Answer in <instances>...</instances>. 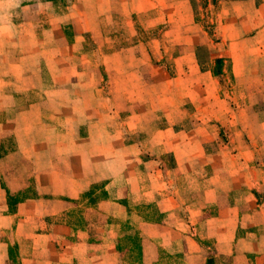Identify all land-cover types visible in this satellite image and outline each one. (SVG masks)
<instances>
[{
    "label": "rangeland",
    "instance_id": "1",
    "mask_svg": "<svg viewBox=\"0 0 264 264\" xmlns=\"http://www.w3.org/2000/svg\"><path fill=\"white\" fill-rule=\"evenodd\" d=\"M12 1L14 2L9 3L8 0H0V21L8 20L11 16L15 23L27 16L37 17L40 21L55 18L51 16L54 7H50L47 14L42 16L40 12L26 13L19 6L22 2L21 5L30 3L37 11L40 10L42 0ZM234 1L59 0L56 7L61 8L63 13L57 18L63 20V35L67 39L73 38L72 21L80 19L78 30L90 26V30L79 33L81 49L79 53L73 51L75 54L71 57V63L75 61L80 65L81 71L87 72L79 78L82 83L88 82L90 71H96L98 122L110 118L111 112L104 108V104L117 106L119 112L120 106H125L120 91L116 94L119 98L111 101L106 93L110 86L108 81L112 77L109 71H105L103 64L105 56L110 53V49L106 48V38L120 39L125 52H147L150 56L148 61H128L130 70L142 69L136 74L137 77L129 73L128 82L130 85L134 84L138 78L141 79L142 73L147 83L145 88L155 87L152 92L142 94L144 99L130 102L126 109L128 112L141 110L148 122L155 123L147 133H128L130 139L128 142L125 140L123 145L118 137L112 136L109 140L84 141L80 147L88 150L90 143L99 145L101 142L110 150L113 148L110 164L113 178L116 176L115 172L125 168V165L130 167L131 172L132 168L138 170V167L145 166L138 163L136 156L143 153L141 158L148 161V168L156 165L164 168L161 178L149 183L154 197L168 194L179 196L180 200L166 202L159 208L157 202L147 200L149 197L144 196L142 199L140 191H129L130 189L122 187L125 180L119 179V176L113 184H108L104 177H100L91 182L98 183L96 193L100 194L94 203L90 202L88 195L82 196L81 192L76 198H65L66 209L63 208L64 205L60 207L50 203L44 207L43 214L39 211L38 214L25 216L19 210L21 214L16 217L15 224L2 233L1 239H6L2 248L5 252L8 249V254L5 253L2 257L3 263L28 264L30 259H34L44 260L46 264H206L210 257L212 264H264V56L258 66L253 65L252 76L235 78L232 74V59L236 55H243L249 49L242 41L239 43L241 39L254 36L264 45V22H251L252 26L257 24L259 27L242 28L238 19L243 14L240 16L234 12ZM134 6L142 10L137 12L133 9ZM235 18L237 23L234 27ZM100 39L102 45H98ZM202 45L207 46L208 51L199 54L198 59L197 48ZM262 45L259 48L264 50ZM1 49L0 44V52ZM189 52L194 54L202 70L209 71V100L217 98L221 112L217 116V126L212 125L215 121L209 122L207 136L210 141L205 143L208 156L193 157L191 167L200 173L193 172L186 182H181L176 180L174 173L176 162L173 153H161L166 146L161 144L160 148L157 147L156 152H152L155 158L150 161L149 154L152 130L166 123L163 109L168 106V93H156L157 85L168 79L167 73H174L176 59ZM256 55L257 53H253L254 57ZM1 57L0 53V59ZM215 57L222 58L217 74L214 73ZM182 60L187 61L184 57ZM180 62L181 60L178 61ZM30 63L34 65L33 62ZM1 64L6 63L0 60V72L24 73V66L17 67L14 71L8 68L3 70ZM37 71L39 70L26 72L22 80L17 81L18 87L32 88L48 84V76L42 72L36 75ZM68 72L65 70V76ZM197 76L194 74L192 80L197 79ZM7 79L9 77L4 78V84L0 85L4 91L0 95V109L10 101L16 102L12 95L6 93L10 88L7 86ZM76 83L73 79L63 85L71 87ZM113 84V89H120V80ZM137 96L130 94V99ZM106 98L108 101H105ZM185 100L188 98L181 99L179 95L177 108L172 110L176 127L189 128L200 123L195 107ZM55 105L54 100L49 101V106L54 108ZM46 106L49 113H53V109ZM36 111L37 109H33V119ZM113 111L115 113L116 110L113 108ZM7 112L9 114V110ZM119 122L120 117L113 118L108 121V126L118 128ZM94 125L98 127L94 128L96 133L102 124L100 122ZM38 127L34 125L33 130L37 131ZM13 130V127L7 125L2 132L4 137L0 138V142L3 150L14 148L10 139ZM86 130V127H80L81 133ZM2 151L0 159L4 156ZM190 151L195 154L198 152L197 147ZM52 152H56L53 147ZM158 153L161 154L157 155ZM13 161L22 166L23 160L17 155H13ZM135 164L139 165L134 167ZM103 166L108 168L106 164L95 165L99 171ZM206 180H209L207 184L203 183ZM180 184H187L189 187L184 189ZM215 185H219L216 186L215 193L207 190ZM192 188L195 189L191 190ZM184 192L186 193L183 194ZM32 194V188L22 189L12 195V198L17 196L18 199ZM73 211H78L85 218L84 221L75 222ZM238 215L244 217L237 221ZM241 224L244 227H239ZM133 234H138L141 239L140 263L123 260L126 251L134 249L128 239L126 240V236ZM226 248L227 251L222 252Z\"/></svg>",
    "mask_w": 264,
    "mask_h": 264
},
{
    "label": "crops",
    "instance_id": "2",
    "mask_svg": "<svg viewBox=\"0 0 264 264\" xmlns=\"http://www.w3.org/2000/svg\"><path fill=\"white\" fill-rule=\"evenodd\" d=\"M8 1L9 3L14 2L12 0ZM22 3L19 6L26 13H29V11L40 12L42 16L48 12L50 7H54L51 16H55L56 19H41L40 21L37 17L27 16L15 23L11 16L8 20L0 21V44L2 45L0 60L6 63V65L1 64V67L3 70L8 68L15 71L17 67L24 66V70H22L24 73L0 72V85L4 84V78L9 77L7 86H10V88L6 93L12 95L16 100V102L10 101L7 105H2L3 109H0V138L4 137L2 132L5 131L7 125L14 128L12 138H10L14 148L3 150L0 142V151L3 150L4 155L0 159V264H5V262H2L4 260H2V257L5 253L8 254V249L6 248L5 252L2 248L6 244L4 241L6 239H1L2 233L4 230L11 229L18 215L24 212L25 216H29L38 214L39 211L43 214L44 207L50 203L60 207L64 205L63 208L66 209V197L76 198L79 193L90 187L93 180L100 179V177H104L108 184H113L119 176V179L125 180L123 182L125 185H121L122 187L128 188L127 190L130 189L129 191L135 189L140 191L142 199L144 196L149 197L147 200L157 202L159 208L166 202L180 200L179 196H175V198L173 195L168 194H164L162 197H154L155 195L152 193L149 183L158 181L164 173V168L163 166H159V168L158 165L148 168V161L141 158L143 153L136 156L138 157V163H143L145 166L138 167V170L132 168L131 172L130 167L125 165V168L115 172L116 176L113 178L112 168H110L113 148L110 150L107 145H102L101 142L99 145L98 143H90L91 146L88 150L80 147L84 141L109 140L112 139V136L118 137L121 140L120 144L123 145L125 140L128 142L130 139L128 133H136L137 135L147 133L150 127L155 125L154 122H148L144 118L143 111L128 112L126 110L130 102L144 99L142 94L155 90V87L145 88L147 83L142 73L140 75L141 79L138 78V81L134 84L130 85L128 82L129 73L137 77L136 74H139L142 70L141 68L130 70L128 61L135 63L148 61L150 60L149 54L147 52L140 53L138 50L130 52V54L125 52L124 44L120 39L106 38V48L110 49V53L105 56L103 64L105 65V71L112 74L108 81L110 86H108L106 93L111 101L119 98L116 94L120 91L122 102L126 107L122 108L120 106L121 110L119 112L116 109L117 106L104 104V108L111 112L110 118L98 122L99 107L96 106L98 80L96 71H94L95 69L90 71L88 82L82 83L79 78L86 75L87 72L81 71L80 65L75 61L71 63L74 52L79 53L81 49L82 40L79 33L83 30H90V26L78 30L80 19L76 22L71 20L72 29L74 30L73 38L67 39L63 35V20L57 18L63 13L61 8L56 7L59 0H42L40 10L37 11L34 10L33 4L24 3L21 5ZM233 8L234 12H237L240 16L243 14L238 19L242 28L259 27L257 24L252 26L251 22H264V0H235ZM133 9L137 12L142 10L141 8L138 9L137 6H134ZM236 23L237 18L234 19V27ZM95 24L98 26L97 23ZM95 41L98 43L97 38H95ZM99 41L100 44L98 45H102L101 39ZM241 41L243 45H248L249 49L248 52L244 51L243 55H236L232 59V74L235 78L252 76L253 65L258 66L260 59L264 56V50L259 48L262 43L257 37H244L239 43ZM3 46H7V48H3ZM254 46L255 48H253ZM67 50H70L69 53L66 52ZM253 53H257L256 57L253 56ZM182 57L186 58L187 61L184 62ZM180 60L181 62L178 63ZM30 62H33L34 65L32 66ZM256 66L255 68H257ZM35 70H39L36 75L42 72L48 76L49 83L32 88L27 86L18 87L17 81L22 80L26 72ZM65 70L69 71L66 76ZM169 70L171 71V69ZM194 74L198 76L197 79L192 80ZM166 77L168 79L164 83H159L155 91L156 93L162 91L163 94L168 93V106L163 109L166 123L152 130L151 152L149 154L151 159L149 158V161L155 158L152 152H156L157 147L160 148L161 144L166 146L167 148L165 147L166 149L161 153L168 151L173 153L176 162V168L174 169L176 180L186 182L188 176L193 172L200 173V171H194V167H191L193 157L208 156L205 143L210 141L207 136L209 134V122L215 121L212 125L217 126L216 122L219 120L217 116L221 112V106L217 102V98L209 100V87L211 84L209 71L202 70L199 67L193 53L189 52L178 57L175 61L174 73L169 72ZM73 79L77 81L75 85L71 87L63 85ZM118 80H120V89L117 90L116 87L113 89L115 86L113 82L117 83ZM1 93H4V91L0 88V95ZM29 93H34V95H28ZM193 93L197 95H193ZM130 94L131 96L135 94L138 96L130 99ZM179 95L181 99L188 98L185 102L192 103L195 107L197 120L200 121L199 124L189 128L176 127L177 124L173 119L172 110L177 108V97ZM21 97L25 99L22 100ZM30 98L35 99L31 100ZM199 98L200 100H198ZM50 100H54L56 104L53 106L54 108L49 106ZM105 101H108L107 98ZM46 105L53 109V113H49ZM113 108L118 112L115 111L114 113ZM33 109H37L34 119ZM4 111H6V114ZM119 117L121 122H119L118 128L114 129L113 126H108L109 120ZM100 122L102 124L101 129L95 133L94 128L97 126L94 124L98 125ZM34 125L39 126L37 131L33 130ZM82 126L87 128L84 133L80 132ZM55 133L57 138H55ZM142 138L144 139V137ZM52 147L55 148L56 152H52ZM196 147L198 151L196 154L190 151ZM67 154L68 156H66ZM13 155H17L23 160L22 166H18L13 161ZM96 163L106 164L108 168L103 166L101 167L103 170L99 171L95 167ZM139 164H135L134 167ZM182 164H185V166L182 167ZM101 173L102 176H100ZM208 181L206 180L203 183L207 184ZM216 186L219 185L207 190L215 193ZM180 187L186 189L189 186L180 184ZM29 188L34 190V194L18 199L17 196L12 198L14 197L12 195L19 190ZM193 189L195 188L191 190ZM19 210L21 213H19ZM243 217V215H240V217L238 215L236 220L239 221V218L242 219ZM239 227H244V225L241 224ZM235 231L236 226L232 235L233 240ZM226 251L227 248L222 250V252ZM228 252H231V250ZM28 264L46 263L44 260L30 259Z\"/></svg>",
    "mask_w": 264,
    "mask_h": 264
},
{
    "label": "trees",
    "instance_id": "3",
    "mask_svg": "<svg viewBox=\"0 0 264 264\" xmlns=\"http://www.w3.org/2000/svg\"><path fill=\"white\" fill-rule=\"evenodd\" d=\"M206 50L208 51L207 46H205V45L198 46L197 53H196L198 59L200 58L199 54L202 55L204 52H206ZM221 59H222L221 57L213 58V60L215 61V68H214L215 74H217V72H218V66L220 64ZM97 184L98 183H96V182L92 183L87 190L82 192L81 195L82 196L88 195L90 202L94 203L96 201L95 198H97V196L100 195V194L96 193V191L98 189ZM101 193L105 194L104 191H102ZM91 198H92V200H91ZM72 217H73L74 221L77 223H81V221H84V219H85L84 217H82L80 215V213L78 211H76L75 213L73 211ZM127 239L129 241V243L131 245H133V247L136 251H134V249H129V251L127 250L123 256V260H127V262H131V263H140L141 262V256L140 255L142 254L141 253L142 252V246H141V242H140L141 239H139V235L138 234L129 235V236H126V240ZM206 264H212V258L209 257L206 261Z\"/></svg>",
    "mask_w": 264,
    "mask_h": 264
}]
</instances>
